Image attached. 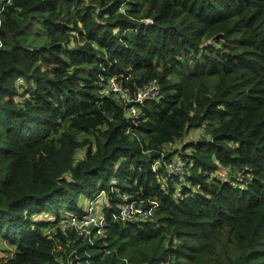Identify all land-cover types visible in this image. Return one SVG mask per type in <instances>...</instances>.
Instances as JSON below:
<instances>
[{"label":"trees","instance_id":"trees-1","mask_svg":"<svg viewBox=\"0 0 264 264\" xmlns=\"http://www.w3.org/2000/svg\"><path fill=\"white\" fill-rule=\"evenodd\" d=\"M110 79L161 94L134 119ZM102 192L158 207L62 229ZM0 237V264H264V0H0Z\"/></svg>","mask_w":264,"mask_h":264},{"label":"built area","instance_id":"built-area-1","mask_svg":"<svg viewBox=\"0 0 264 264\" xmlns=\"http://www.w3.org/2000/svg\"><path fill=\"white\" fill-rule=\"evenodd\" d=\"M106 92H112L117 99L125 101L129 105L130 115L137 119L139 117L138 107L147 100L160 97L161 87L158 81L154 80L131 91L130 88L124 87L116 79H110ZM157 165L158 162L153 168H157ZM170 167L176 173L180 165L173 163ZM107 197V194L102 192L93 200L88 201L84 205L82 215L69 216L62 223V229L72 228L84 241L93 244L96 239L106 237L109 219L124 224L132 221H147L154 217L158 207L154 201H151L150 206H147L144 200L131 199L130 196L121 194V202L117 204L115 211V207L108 201Z\"/></svg>","mask_w":264,"mask_h":264},{"label":"rangeland","instance_id":"rangeland-1","mask_svg":"<svg viewBox=\"0 0 264 264\" xmlns=\"http://www.w3.org/2000/svg\"><path fill=\"white\" fill-rule=\"evenodd\" d=\"M190 65H193V64L191 63ZM190 65H187L184 62L183 63V69L186 70L188 68V66H190ZM202 133L203 132H200V131H197V130H193V131L190 132V134H188L186 136V141H189L190 139H196ZM183 146H184V142L183 141H179L177 143H173V144L167 145L166 149L170 150V151H174V150L180 151ZM217 175H219L221 177H225V173L222 174V175L221 174H217ZM83 202H85V204H86L88 202V200L83 199ZM48 216H49V214H48ZM49 232H50V230H47V233H49ZM15 250L16 249L14 248V246L9 245L8 242L5 239H2L0 237V263L1 262H5V261L9 260L10 258H12L14 256Z\"/></svg>","mask_w":264,"mask_h":264}]
</instances>
